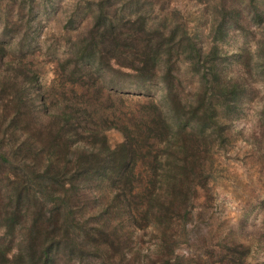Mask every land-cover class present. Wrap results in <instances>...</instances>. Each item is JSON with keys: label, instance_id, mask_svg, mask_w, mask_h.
Returning <instances> with one entry per match:
<instances>
[{"label": "rangeland", "instance_id": "374dc122", "mask_svg": "<svg viewBox=\"0 0 264 264\" xmlns=\"http://www.w3.org/2000/svg\"><path fill=\"white\" fill-rule=\"evenodd\" d=\"M235 1L247 18L256 8L264 13V0ZM138 10L140 19L134 12ZM225 13L219 0H0L1 203L13 191L14 176L32 185L30 194L38 193L29 171L41 175L36 171L44 155L36 151L44 148L41 131L50 123L60 124L69 116L85 120L100 128L113 149L123 142L119 128L133 131L151 103L166 111L161 99L164 70L140 77L130 67L129 43L122 45L113 40L117 37L97 33L109 22L120 38L140 30L139 38L144 40L157 30L161 36L154 41L159 47L163 50L170 44L173 49L167 80L174 93L182 104L190 105L206 88L222 132V139L213 134L191 176L192 189L181 196L185 203L171 215L167 232L170 264H222L231 255L243 259V264H264V64L257 65L258 25L249 24L247 31L233 27L219 43L212 28H217L214 21L220 22ZM172 33L175 38L170 42ZM188 39L199 44L203 55L217 44L222 51L220 66L246 93L232 99L204 88L202 75L209 73L211 63L196 61ZM26 145L36 153L26 155ZM3 154L8 161L2 159ZM142 178L133 184H145ZM85 185L96 187V195L82 196L79 202L73 197L68 218L75 240L63 236L68 229L60 232L53 264L156 261L162 230L151 218L139 219L147 205L143 196L129 197V213L137 219L136 228L129 229L115 190L92 178ZM41 203L40 208L34 206L37 214L51 208ZM37 218L29 215L24 232L2 229L0 220L1 249H9L10 256L17 254L28 225ZM104 220L110 228L106 234L101 230ZM113 232L110 238L107 233Z\"/></svg>", "mask_w": 264, "mask_h": 264}, {"label": "trees", "instance_id": "16d2710c", "mask_svg": "<svg viewBox=\"0 0 264 264\" xmlns=\"http://www.w3.org/2000/svg\"><path fill=\"white\" fill-rule=\"evenodd\" d=\"M219 4L226 13L222 16L223 21L222 18L220 22L214 21L217 28L212 29L216 33V41L224 42L233 27L247 31L250 28L249 24L258 25L259 39L256 50L260 55L258 54L257 65L262 66L261 64H264L263 11L252 6L256 9L251 11V16L247 18L242 15L241 7L235 0H219ZM134 12L140 19V10ZM161 26L165 27L164 24ZM116 29V26L109 22L97 33L102 37H117L113 40H117L122 45L129 43L132 59L130 67L138 70L140 77L154 75L159 70H164L161 99L166 111L151 103L149 111L138 118L133 131L124 126L119 128L123 142L113 149L107 146L100 128L93 127L85 120L81 122L72 116L65 117L60 124L50 123L47 129H43L41 134L44 136L42 143L44 148L39 152L34 150L33 146L26 145L25 153L27 155L37 152L40 156L44 155L40 158L43 165L36 171L41 175L36 177L34 172L29 171L30 176L33 174L31 180L38 188V193L30 194L32 185L25 179L14 176L15 179L11 181L12 193L8 195L6 202L1 203L2 199L0 200V220L4 223L2 229L5 227L14 231L18 228L20 232H24L23 224L29 215L36 214L38 218L31 224L28 221L29 229L17 254L10 256L9 249L3 250L0 247V264H53L54 250L60 244L56 241L61 235L60 232L68 229L63 236L75 240L68 218L72 215L70 208L73 197L79 202L82 196L87 199L89 195L91 197L96 195V187L85 185L90 178L105 182L106 186L109 185L108 188L115 190L118 204L126 215V222L130 224L127 226L129 229L136 228L134 225L137 223L136 215L129 213L130 198L135 200L138 196H143L147 205L141 210L139 219L144 222L151 218L153 223H157L155 226L161 227L162 230L158 259L152 264H170L171 254L169 257L167 255L168 251L171 253L168 244L170 238L167 232L171 215L182 203H185V200H181V196L192 189L191 176L198 170L196 164L207 153L213 134L222 139L221 126L216 119L217 111L212 106L211 97L207 98L205 87L215 90L221 97L229 96L232 99L246 92L244 86L238 81L232 82L227 72L220 66L218 60L222 51L217 44H214L208 54L203 55L199 44L188 39L189 48L196 61L202 65L210 62L211 65L209 73L202 75L204 94L190 105L182 104L174 93L172 84L167 80L172 66V46L165 45L162 50L157 41H154V38L161 36V33L155 30L143 40L139 38L142 34L140 30H135L132 34L120 38V32L117 33L118 35L115 33ZM173 33L168 35L170 42L175 38ZM182 33L185 36L183 31ZM162 52L166 56L164 59ZM31 121L36 123L34 120ZM77 143L78 147L75 148L74 144ZM2 157L8 161L5 154ZM138 161L141 162V173L138 172ZM142 177L145 184L140 182L135 186L133 183L138 179L140 181ZM156 183L159 184L158 187ZM39 195L43 196L42 200H39ZM42 201L51 205V208L47 212L42 210V213L37 214L33 211L34 206L40 208V205H43ZM3 202L4 205L1 207ZM134 212L138 210L134 209ZM108 229H110L108 222L104 220L101 230L106 234ZM107 235L110 238L114 237L115 232ZM42 237L44 242H40ZM242 253L240 254L243 257L245 253ZM232 256L223 258L222 264H243V259Z\"/></svg>", "mask_w": 264, "mask_h": 264}]
</instances>
